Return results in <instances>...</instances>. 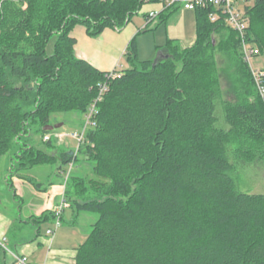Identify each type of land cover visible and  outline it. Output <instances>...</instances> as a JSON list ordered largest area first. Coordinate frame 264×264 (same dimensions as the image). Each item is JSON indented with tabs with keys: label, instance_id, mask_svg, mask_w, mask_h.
Wrapping results in <instances>:
<instances>
[{
	"label": "trees",
	"instance_id": "1",
	"mask_svg": "<svg viewBox=\"0 0 264 264\" xmlns=\"http://www.w3.org/2000/svg\"><path fill=\"white\" fill-rule=\"evenodd\" d=\"M152 4L162 7L160 0H0V157L14 149L7 184L12 190L11 177L37 165L59 162L64 176L74 167L73 150L49 151L52 138L41 148L30 131L43 138L53 115H83L108 81L83 143L93 177L71 169L65 181L70 208L98 214L74 264H264V194L237 190L224 152L230 144L240 161L264 164V102L238 32L222 16L209 19L213 6L196 8L191 45L168 39L154 62L138 58L132 38L129 67L109 80V71L75 54V26L89 37L121 30ZM180 7L163 9L157 23ZM245 14L246 40L264 55V0ZM218 53L233 78L221 102L227 129L216 126ZM53 218V211L34 218L37 232Z\"/></svg>",
	"mask_w": 264,
	"mask_h": 264
},
{
	"label": "crops",
	"instance_id": "2",
	"mask_svg": "<svg viewBox=\"0 0 264 264\" xmlns=\"http://www.w3.org/2000/svg\"><path fill=\"white\" fill-rule=\"evenodd\" d=\"M153 9L161 10L162 7L159 4L146 5L144 6L142 11L145 12ZM189 11L194 12L193 10H187L180 7L178 10L169 13L170 15L168 16V19L165 22H159V23H157L156 19L148 23L146 21V17L144 16V14L141 13L145 19V24L141 28L138 29L134 23L131 24V22H129L121 30L105 29L101 34L97 35L94 38H91L86 34L84 27L77 25L71 31V35L76 39L75 54L81 55V57H84L85 60L89 61L93 66H95L101 71L114 70L117 74H119L123 71L122 69L123 59L127 65V68L129 67V63L125 58V51L127 45L129 44L132 38L135 39V43H136V36L139 33H142L144 34V36L147 37L150 36L149 34L153 35V40L151 41V46L149 45V48H151L153 51L157 52L158 54L164 52V46L168 39L177 41L178 44L182 47L191 45L195 39V34H193L192 31L193 23L195 25L194 22L195 14H194V18H192V16L189 14ZM162 25L165 28L164 31L165 37L163 39V42H158L155 44L153 43L155 42L154 41L155 31L159 29ZM81 44H83L84 49H81ZM137 47L138 46L136 43V49H138ZM143 60H147V59H143ZM118 67L120 70H118ZM82 120H83V115H82ZM81 125H82V121L79 125V128L81 127ZM48 134L52 138L51 145H47L45 141H43L42 137L39 136L40 144L43 145L44 147L47 145L48 150L51 149V152L53 153L58 152L59 149H63L62 146L63 144H65L67 134L56 133V132L55 133L50 132ZM80 148L77 149V144H76L75 150H76L77 160L78 159L82 160V164L78 166L79 170L84 168L86 161L85 154L83 151L84 150L83 145ZM76 161L74 162V164L76 163ZM11 164H12V159L10 160L9 169ZM46 165H54V167L48 169L45 172L44 170H42L40 171L41 173H36V176H42L43 178H45L44 180L46 181L45 184L37 182L36 179L33 178V176L27 174L26 172L24 173L25 177H21V176L11 177L10 179V182L12 184V190H11L7 184V177L9 171L8 174L5 176V182L9 190L12 192L13 199L16 200L17 198L20 201V206L18 208L19 211L18 215H16L15 217H9L7 221L4 222L2 229L3 230L2 237L4 236L7 237L8 247L14 251H17L16 250L17 247L29 248L31 252L29 254H25V253L23 254H25L28 257L31 264H36L38 262V253H36L37 248L33 250V247H31L30 243H32L34 240L35 241L37 240V237L40 234V227H41L39 226V233H38L36 225L35 223H33L32 220H34V218H38L44 212H52L55 206L61 200L65 189V176H64L65 166L60 168L59 162L52 164H45L44 166ZM29 170L27 171L29 172ZM66 207L70 208L69 205ZM24 212L25 214H23ZM71 212L73 218L72 222L74 223L76 221V218L82 212L76 214L73 209H71ZM47 221H49V223L51 224L52 219H49ZM63 223H64V210L62 213L61 225ZM32 233H34V235H32ZM75 249L76 247L72 251H67V250L58 251L57 256L59 257V260L57 263L49 262L48 261L49 254H48L47 255L48 258L45 257V261L43 262V264H74ZM0 257L4 258L3 261L5 264V254L3 253L2 250H0Z\"/></svg>",
	"mask_w": 264,
	"mask_h": 264
},
{
	"label": "rangeland",
	"instance_id": "3",
	"mask_svg": "<svg viewBox=\"0 0 264 264\" xmlns=\"http://www.w3.org/2000/svg\"><path fill=\"white\" fill-rule=\"evenodd\" d=\"M253 2H250L252 4ZM189 14L194 18V12L189 11ZM191 18V19H192ZM193 20V19H192ZM195 20V19H194ZM248 21V20H247ZM195 22V21H194ZM134 23L137 28H141L145 24V19L141 13L133 16L131 20V24ZM130 25V24H129ZM128 25V26H129ZM165 28L163 25L155 31L154 41L153 43L163 42L165 37L164 35ZM193 34H195V25L193 23L192 27ZM101 34V33H100ZM144 36V34L139 33L136 36L137 43V53L140 60L143 59H154L157 56V52L153 51L149 48L151 46V41L153 40V35ZM96 36H92L94 38ZM54 38H52L46 47V52H52ZM80 45V44H79ZM81 49H84L83 44H81ZM78 58H83L81 55H77ZM218 71L222 75L221 86L223 90V95L218 101V105L215 111V115L217 117L216 126L219 128L227 129L228 125L224 120V113L222 110L221 102L222 100H226L229 98L228 88L229 82H232L233 78L231 77V68L229 66V61L226 57L218 53ZM123 67L125 70L127 65L122 60ZM253 64L257 67H264V55H259L253 61ZM118 70L119 67H118ZM230 76V78H229ZM82 121V114L77 111L71 112H61L53 115L50 119V124H62L59 128L53 129L51 132L53 133H64L70 134L74 131H79V125ZM35 127H33L30 131L31 142L36 144L39 147H44L40 144L39 135L34 131ZM63 149L65 151L75 150L76 148V140L71 138L70 136L66 137L65 144H63ZM51 151V149H49ZM14 149L9 150L7 153L0 157V239L3 235V224L9 217H15L18 215V208L20 206V201L16 198L13 199L12 192L9 190L6 182L5 176L8 174L9 165L11 157L13 156ZM224 152L226 157L231 163L232 169L231 173L236 181L237 190L241 192H246L250 194H264V164L260 161H255L253 163H244L240 161L234 153V149L232 145L227 144L224 147ZM86 157V156H85ZM82 164V160L78 159L72 168V174L79 173L86 178L93 177V162L90 160L85 161V166L81 170L78 169V166ZM54 167V165H46V166H36L33 167L27 174L33 176L37 182L45 184V178L42 176H36V173H41L40 171H47L48 169ZM68 169V166H67ZM25 214V212L23 213ZM98 214L90 213V212H82L77 218L76 221L72 222V212L71 209L66 207L64 209V223L55 230L54 235H47L46 229L52 227L49 221L42 222L40 227V234L37 237V240L33 241L31 247L33 250L37 248L36 253H38V262L36 264H43L45 261V257L49 259L48 261L51 263H57L59 257L57 256V252L60 250L72 251L75 247L81 244L87 237L92 224L97 220ZM30 233V232H28ZM34 235V233H32ZM29 245V244H27ZM8 247V242H7ZM8 249H10L8 247ZM12 252H16L19 255L29 254L31 251L29 248L17 247V251L10 249ZM5 254V264H14V257L11 252L3 251ZM25 253V254H23ZM47 253V254H46ZM26 256V255H25ZM46 258V259H47ZM3 257H0V264H4Z\"/></svg>",
	"mask_w": 264,
	"mask_h": 264
},
{
	"label": "built area",
	"instance_id": "4",
	"mask_svg": "<svg viewBox=\"0 0 264 264\" xmlns=\"http://www.w3.org/2000/svg\"><path fill=\"white\" fill-rule=\"evenodd\" d=\"M162 3V9L167 7L180 5L183 9L187 10H195L196 8H207L208 6H213L214 11L209 13V19L211 21H216L219 17H223L225 23L233 30L237 31L240 36V51L243 60L248 64L250 69V73L254 80L255 86L258 90L260 97L264 102V67H256L253 64V61L258 54V49L255 45L249 43L246 40V30L248 27V21L245 14V7L250 4V2H254L257 0H160ZM161 10H151L148 12L146 17V21L149 23L157 18ZM117 73L113 71H109L106 74V79L114 77ZM109 84L107 82H103L98 86V93L93 102L88 106L87 110L83 113L82 125L79 131H74L66 136H70L71 138L76 140L77 149H79L85 140V133L89 127L94 126L95 124V114L97 113V103L102 99L104 94L108 91ZM51 138L49 134L43 136V141H48ZM74 154H76V150H74ZM73 167V163L68 165L67 172L65 173V181L68 177L71 169ZM69 203L62 195L61 200L53 209L54 218L52 221V227H49L46 230L47 235H54L55 230L61 226L62 213L66 206ZM0 250L9 251L12 253L14 257V264H31L28 257L25 255H19L16 252H12L7 247V237H2L0 239Z\"/></svg>",
	"mask_w": 264,
	"mask_h": 264
},
{
	"label": "water",
	"instance_id": "5",
	"mask_svg": "<svg viewBox=\"0 0 264 264\" xmlns=\"http://www.w3.org/2000/svg\"><path fill=\"white\" fill-rule=\"evenodd\" d=\"M159 55H162V54L159 53V54L157 55V57H155V59H153L154 62L156 61V59L158 58ZM61 125H62V124H53V125H52V124H47V125H45V126L43 127V130H44V131H52L53 129L59 128Z\"/></svg>",
	"mask_w": 264,
	"mask_h": 264
}]
</instances>
